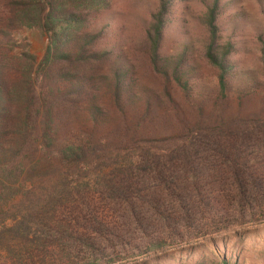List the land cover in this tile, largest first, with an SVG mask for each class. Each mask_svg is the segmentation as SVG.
<instances>
[{
    "label": "trees",
    "instance_id": "trees-1",
    "mask_svg": "<svg viewBox=\"0 0 264 264\" xmlns=\"http://www.w3.org/2000/svg\"><path fill=\"white\" fill-rule=\"evenodd\" d=\"M16 4L18 25L40 28L48 45L41 56L8 54L12 24L0 22V255L14 264H114L118 246L158 250L264 219V83L261 113L246 115L253 93L230 92L220 0L204 19L218 82L209 99L195 98L190 67L161 54L170 0H159L147 30L164 86L144 91L123 53L93 29L110 0ZM104 212H125V225Z\"/></svg>",
    "mask_w": 264,
    "mask_h": 264
},
{
    "label": "rangeland",
    "instance_id": "rangeland-1",
    "mask_svg": "<svg viewBox=\"0 0 264 264\" xmlns=\"http://www.w3.org/2000/svg\"><path fill=\"white\" fill-rule=\"evenodd\" d=\"M17 0H0V22L8 26L5 40L8 54L29 52L41 56L48 38L40 28L18 25L13 16ZM213 0H170L165 15L166 27L161 54L180 66L190 67L187 77L194 85L195 98H212L217 91V70L205 58L209 33L204 19L207 5ZM220 43L232 44L230 59L234 64L230 76L232 96L243 99L244 113H261L263 104L257 92L264 83L262 43L264 34V0H220ZM159 11V0H110L108 8L92 19L103 47L121 51L133 71L135 89L162 90L164 79L152 68L148 55L147 30L153 13ZM237 99L235 107L239 104ZM236 109V108H235ZM118 225H125V212H104ZM235 214L234 212H229ZM264 216V212H257ZM123 227V226H120ZM136 227V226H134ZM113 249L109 250L112 254ZM122 258L114 264H264V219L233 225L203 237L167 243L161 249L141 251L118 246ZM112 256H116V253ZM108 258L100 264H108ZM0 264H14L0 255Z\"/></svg>",
    "mask_w": 264,
    "mask_h": 264
}]
</instances>
